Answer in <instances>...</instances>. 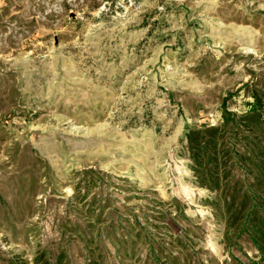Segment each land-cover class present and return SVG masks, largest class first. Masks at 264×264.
I'll list each match as a JSON object with an SVG mask.
<instances>
[{
    "label": "rangeland",
    "instance_id": "obj_1",
    "mask_svg": "<svg viewBox=\"0 0 264 264\" xmlns=\"http://www.w3.org/2000/svg\"><path fill=\"white\" fill-rule=\"evenodd\" d=\"M254 91L264 0H0V264H253L185 135Z\"/></svg>",
    "mask_w": 264,
    "mask_h": 264
},
{
    "label": "trees",
    "instance_id": "obj_2",
    "mask_svg": "<svg viewBox=\"0 0 264 264\" xmlns=\"http://www.w3.org/2000/svg\"><path fill=\"white\" fill-rule=\"evenodd\" d=\"M251 98L244 112L224 109L220 124L187 130L185 141L196 184L210 193L206 203L225 228L226 246L246 243L257 252L253 264H264V93L254 91ZM88 244L93 248L92 240ZM64 261V255L55 263L42 252L32 264Z\"/></svg>",
    "mask_w": 264,
    "mask_h": 264
}]
</instances>
